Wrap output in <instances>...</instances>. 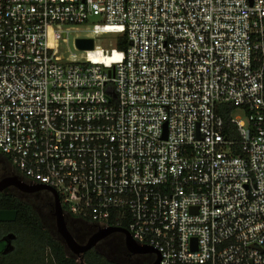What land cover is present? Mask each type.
<instances>
[{
    "label": "built area",
    "instance_id": "1",
    "mask_svg": "<svg viewBox=\"0 0 264 264\" xmlns=\"http://www.w3.org/2000/svg\"><path fill=\"white\" fill-rule=\"evenodd\" d=\"M0 152L160 264H264V0H0Z\"/></svg>",
    "mask_w": 264,
    "mask_h": 264
},
{
    "label": "trees",
    "instance_id": "2",
    "mask_svg": "<svg viewBox=\"0 0 264 264\" xmlns=\"http://www.w3.org/2000/svg\"><path fill=\"white\" fill-rule=\"evenodd\" d=\"M113 40H115L119 49L128 46V40L124 35H117ZM102 56V54L99 55V58H103ZM223 107H226L227 111H221L220 114L228 123L231 107L225 105ZM7 162H9L8 158L3 160L1 178L14 175L11 166L6 164ZM34 196L36 199L37 197L46 196L45 198H49L50 196L51 199L45 201L44 204L54 208L53 197L47 191L26 194L11 187L0 192V211H17L16 221L0 222V264H82L78 257L68 251L63 240L56 236L55 232L53 233L48 224L45 223L37 209V203L35 204L33 198H30ZM80 224L79 230H81L80 232L84 237L89 238L96 232L87 221L80 220ZM9 235L13 236L11 240L13 250L6 253L8 244L4 239ZM121 236L123 237V235ZM75 239L79 243H83L76 237ZM99 246L97 245L84 254L83 264H138V262H140L139 264H152L155 260L154 255H131L125 247L124 237L122 243H119L115 248V251L108 250L110 254L124 258L123 262L100 251Z\"/></svg>",
    "mask_w": 264,
    "mask_h": 264
},
{
    "label": "water",
    "instance_id": "3",
    "mask_svg": "<svg viewBox=\"0 0 264 264\" xmlns=\"http://www.w3.org/2000/svg\"><path fill=\"white\" fill-rule=\"evenodd\" d=\"M76 46L81 51L93 50L94 40L90 38H78L76 40ZM11 187L16 188L20 192L26 194H31L39 191H47L52 195L54 201V217L56 219L57 233L63 240L66 247L70 250V252L76 255L80 259L82 264L84 254L89 250L94 249L103 239L107 238L112 234L123 235L125 247L131 255H154L155 260L152 264H160V254L156 250L148 246L138 245L132 239L130 233L124 228L110 227L107 229H100L95 232L85 243H79L68 228L61 201L55 190L51 189L46 185L26 184L25 182L21 181L16 175L4 177L0 180V192H3ZM16 219L17 211H0V222H14L16 221ZM7 239H13V236L9 235L4 240L7 241ZM12 250L13 246L10 250H7L6 253Z\"/></svg>",
    "mask_w": 264,
    "mask_h": 264
},
{
    "label": "rangeland",
    "instance_id": "4",
    "mask_svg": "<svg viewBox=\"0 0 264 264\" xmlns=\"http://www.w3.org/2000/svg\"><path fill=\"white\" fill-rule=\"evenodd\" d=\"M89 22H90V25L92 26L93 24H95V23H101L102 21L98 17H91L89 19ZM77 36L84 37L85 36V32H83L82 30L77 31V32H72L69 35V44L68 45H64L63 48L64 49H67L69 47L71 53H76L78 56H80L82 54V51L76 49L75 48V44H74V41H75V39H76ZM116 36L117 35H115V34H105V35H101L100 37H98L96 39V44L98 46H101V48L108 47L109 41L112 40ZM99 55H101V53H99V54L90 53V56L92 57V59L99 58ZM235 115H241V116H243V112L241 110H237L235 112ZM0 156H1V158L3 160L7 158L1 152H0ZM6 164L10 165L9 162H7ZM0 168H1V166H0ZM1 170H2V168H1ZM1 170H0V177L2 175V171ZM45 197L46 196H43L41 198H38L37 197V199H36L35 196H34V197H30V198H33V200H34L33 202L35 204L37 203V209L40 212V214L42 215L45 223H47L48 226H49V228L53 231V233L55 232L56 236H58L60 238L59 234L57 233L56 219L54 217V208L45 206V204H44V202L47 201L48 199H51V197L50 196H49V198L48 197L45 198ZM64 215H65V219L67 221V225H68L69 230L74 234V236L78 240H80L81 242L85 243L88 240V237H84L82 235V233L80 232L81 230H79V227L81 226L80 220L79 219H76V218H74V217H72V216H70L68 214H65V213H64ZM121 235L120 234H112V235L108 236L107 238L103 239L98 245H100L99 246V250L100 251H102V252L110 255L111 258H114V259L120 260V262H123L124 261V258H122V257L120 258L118 255H115V254L112 255V254L109 253V251H112V252L115 251V248L117 247V245L119 243H122L123 237ZM68 251L70 252L69 249H68ZM71 254L74 255L73 253H71ZM74 256H76V255H74ZM116 256H117V258H116ZM138 256H143V255H138ZM139 258L141 259V257H139ZM139 263L140 262H138V264Z\"/></svg>",
    "mask_w": 264,
    "mask_h": 264
},
{
    "label": "flooded vegetation",
    "instance_id": "5",
    "mask_svg": "<svg viewBox=\"0 0 264 264\" xmlns=\"http://www.w3.org/2000/svg\"><path fill=\"white\" fill-rule=\"evenodd\" d=\"M2 164H3V159H2L1 156H0V166H1V168H2ZM1 168H0V170H1ZM1 171H2V170H1ZM1 179H2V178L0 177V180H1ZM87 223H89V222H87ZM89 225H90L93 229H95L96 232L98 231V230L96 229V227H95L93 224L89 223ZM91 236H92V235H91ZM91 236H90V237H91ZM90 237H89V238H90ZM89 238H88V239H89ZM11 240H12V239H7V241H6L7 244H8V250H10L11 247H12ZM9 243H10L11 245H10ZM149 262L151 263V260H150Z\"/></svg>",
    "mask_w": 264,
    "mask_h": 264
},
{
    "label": "bare ground",
    "instance_id": "6",
    "mask_svg": "<svg viewBox=\"0 0 264 264\" xmlns=\"http://www.w3.org/2000/svg\"><path fill=\"white\" fill-rule=\"evenodd\" d=\"M99 60H102V59H104V57L103 58H98ZM94 60H97V59H94Z\"/></svg>",
    "mask_w": 264,
    "mask_h": 264
}]
</instances>
